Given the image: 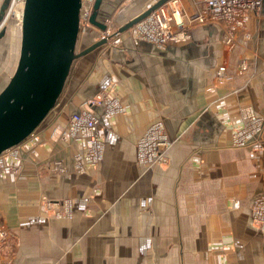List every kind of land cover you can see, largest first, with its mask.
I'll return each mask as SVG.
<instances>
[{"label": "crops", "instance_id": "1", "mask_svg": "<svg viewBox=\"0 0 264 264\" xmlns=\"http://www.w3.org/2000/svg\"><path fill=\"white\" fill-rule=\"evenodd\" d=\"M157 1L103 0L97 19L120 31ZM179 5L186 41L160 47L130 27L117 43L81 55L57 105L7 156L0 264H264V225L252 214L264 195V131L249 146L232 144L245 109L264 119V4L233 32L193 21L201 0ZM100 34L95 24L82 29L78 47ZM6 52L0 50V84L10 71ZM221 65L225 77L217 75ZM103 93L121 103L111 117L104 104L88 103ZM82 110L100 118L105 151L79 169L85 144L69 125ZM158 120L172 147L166 164L146 166L137 143ZM44 197L53 202L49 212ZM65 201L72 215L54 214L66 212Z\"/></svg>", "mask_w": 264, "mask_h": 264}, {"label": "built area", "instance_id": "2", "mask_svg": "<svg viewBox=\"0 0 264 264\" xmlns=\"http://www.w3.org/2000/svg\"><path fill=\"white\" fill-rule=\"evenodd\" d=\"M26 0H11L8 10L18 12L23 11ZM96 0H82L80 9V27L88 28L91 25H97L101 28L100 37H105L111 43H117L120 31L107 26L97 19L94 12V3ZM202 10L195 14L192 20L196 23H219L225 26V30L233 32L234 30L244 28L247 20L250 18V12L259 10L264 4V0H201ZM8 12V11H7ZM7 14V13H6ZM95 15L96 21L92 18ZM11 16V15H10ZM131 28L134 29L138 38L151 41L160 47H165L170 42L186 41L190 36V30L184 21L182 9H180L179 0H167L154 8L150 14L142 18ZM233 40V38H231ZM230 39V40H231ZM242 68H245L243 65ZM225 67L219 66L217 75L225 77ZM90 104H104L106 117H111L121 108V103L113 96L105 93L98 94L96 97L88 100ZM244 122L242 125L234 128L232 144L237 146H249V144L258 140L264 131V119L254 112L252 108L245 109L243 112ZM100 118L94 113L86 110L75 112L70 116L69 131L71 134L79 136L85 144V152L76 156V166L79 169L84 167V163L97 164L104 155V139L99 132ZM172 140L167 131H165L162 120L151 123L144 131L143 136L137 143L138 161L146 166L163 165L168 162V153L171 149ZM14 146L7 148L0 154V171L7 169L6 158L8 155H15ZM55 169L64 172L65 168L60 161L55 162ZM66 212L56 211L54 214L61 217L72 215V204L70 201L63 202ZM53 207V202L48 198H43L42 210L49 212ZM253 220L257 225H264V195L257 197L252 206ZM5 229H0V239L7 237Z\"/></svg>", "mask_w": 264, "mask_h": 264}, {"label": "water", "instance_id": "3", "mask_svg": "<svg viewBox=\"0 0 264 264\" xmlns=\"http://www.w3.org/2000/svg\"><path fill=\"white\" fill-rule=\"evenodd\" d=\"M166 1L158 0L128 20L120 31L132 27ZM102 2L95 1V15ZM10 3L4 0L0 9V38L7 31ZM81 5L82 0L25 1L18 61L0 89V154L20 144L42 124L62 96L75 61L108 43L107 38L99 37L87 47H78Z\"/></svg>", "mask_w": 264, "mask_h": 264}, {"label": "rangeland", "instance_id": "4", "mask_svg": "<svg viewBox=\"0 0 264 264\" xmlns=\"http://www.w3.org/2000/svg\"><path fill=\"white\" fill-rule=\"evenodd\" d=\"M16 17L11 15L7 21L5 22L6 25V30H7V34H6V38L8 36V34H10L8 36V38L5 40V43L3 45H0V50L3 47H6L8 52H6L5 56H7V58H5L4 56V61L8 60L5 62L6 67L8 68V71L5 75H4V82L0 84V89L5 85L6 81L9 78V74L15 69L16 64H17V57L19 54V43H18V38L20 37L21 34V29H20V20L18 18V16L20 15V10L18 11V13H15ZM19 14V15H18ZM21 16V15H20ZM19 16V17H20ZM18 19V20H17ZM11 31V32H10ZM11 38V39H10ZM4 42V41H3ZM18 43V44H17ZM3 46V47H2ZM4 64V62L2 63V65Z\"/></svg>", "mask_w": 264, "mask_h": 264}, {"label": "bare ground", "instance_id": "5", "mask_svg": "<svg viewBox=\"0 0 264 264\" xmlns=\"http://www.w3.org/2000/svg\"><path fill=\"white\" fill-rule=\"evenodd\" d=\"M19 11V10H18ZM16 12H13V11H11V10H8V12H7V17L9 16L10 17V15H13V16H15L16 14H15ZM18 13V12H17ZM19 15V14H18ZM21 15V16H20ZM20 17L18 16V18H19V20H20V18H22V14H21V11H20ZM16 17V16H15ZM17 18V17H16ZM18 20V19H17Z\"/></svg>", "mask_w": 264, "mask_h": 264}]
</instances>
